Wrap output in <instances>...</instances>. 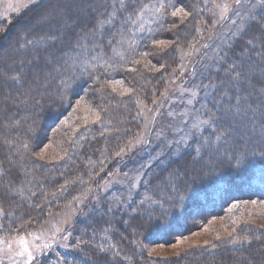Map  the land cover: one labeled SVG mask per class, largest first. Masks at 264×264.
<instances>
[{"label": "trees", "instance_id": "1", "mask_svg": "<svg viewBox=\"0 0 264 264\" xmlns=\"http://www.w3.org/2000/svg\"><path fill=\"white\" fill-rule=\"evenodd\" d=\"M219 1L164 0L160 2L159 22L143 35L134 33V20L142 16L154 0H135V3L123 0V5L119 3L121 0H78V4L70 3L71 0H46L0 24V57L6 64L14 63L10 72L6 65L0 68L3 71L0 89L6 87L3 80L8 77L12 78L13 86L10 88L13 99L10 108L0 111V170L5 171L7 179L0 181V208L5 210L4 220L12 215L16 218L27 215L23 230L30 227L39 230L52 211H60L69 205L79 191L87 193L98 189L105 172L110 174L117 164L110 162L90 169L92 149L98 151L108 144L113 153L132 141L137 129L135 105L127 95L114 98L116 94L102 76V69L109 68L115 54L125 52L130 62L126 65L120 62V79L126 89L137 93L140 104L150 105L162 95L169 76L180 66L181 52L198 44L208 46L213 40V11ZM42 10L50 12L46 15L49 24L34 26ZM177 10L182 11L173 16L172 12ZM63 11L66 12L61 16ZM113 13L119 22L111 28H103L101 25ZM63 24L67 29H62ZM44 26L47 27L44 29ZM84 45L95 50L96 57L99 55L103 61L98 60L97 67L90 73L84 70L70 76L80 70L72 64H82L75 55ZM21 51L29 61L36 57L37 63L29 67L24 61V69H20L16 65L19 64L17 55L5 58L8 53L13 55ZM232 66L243 71L245 78L233 79L235 73L228 71ZM86 74L94 77L85 81ZM205 82L212 93V98L205 103L211 127L198 140L194 139L188 150L150 175L146 189L152 205L134 204L128 210H123L122 205L111 210L93 209V201L89 198L75 223L62 235L61 245L47 249L34 262L264 264V226H255L242 218L240 212L234 211L236 205L264 202V12L252 19L228 45ZM45 84L46 89L43 88ZM66 84L79 85L80 94L76 99L84 96L98 114L99 121H105V125L110 122L108 131L111 132L106 135L101 127L103 130L95 133L94 139L83 137L81 142L73 140L76 135H63L61 144L66 154L62 162L56 164L54 170H44L36 165V159L33 158L31 164L23 159L26 148L23 142L17 140L16 133H10L8 137L1 135L2 127L14 118L15 113L17 120L26 114L32 116V111L18 113L21 107L31 105L39 112L55 113L48 117L50 120L46 125L53 123L51 128H57V123L68 111L67 93L65 95L62 89ZM37 118L34 115L26 122L32 119L36 122ZM27 125L20 130L21 140L29 132ZM120 132L125 133L120 135ZM4 142L11 146L13 143L20 153L14 156L12 151H5ZM75 147L79 150L74 152L71 148ZM24 171L29 181L42 183L41 193L35 196L41 206L45 189H51L53 193L68 189L67 198L56 204H45L42 210L25 202L16 206L17 198L9 196L8 192L11 186L22 182ZM212 218L231 222L224 237L175 257L156 258L145 251L148 245H169L184 239Z\"/></svg>", "mask_w": 264, "mask_h": 264}, {"label": "rangeland", "instance_id": "2", "mask_svg": "<svg viewBox=\"0 0 264 264\" xmlns=\"http://www.w3.org/2000/svg\"><path fill=\"white\" fill-rule=\"evenodd\" d=\"M44 1L46 0H0V24L8 22L14 16ZM71 1L70 3H75L78 0ZM162 1L164 0H154V3L146 9L142 16L134 20L133 30L136 35L148 33L153 26L159 22L160 2ZM225 6L227 10H225ZM65 12L66 11H63V13L61 12V16L64 15ZM263 12L264 0H241L239 4L236 3V0H220L213 11V40L209 41L210 44L208 46H205V44H198L193 46L189 51L181 52L180 66L169 76L166 89L162 95L150 103V105L140 104L138 100L139 97L136 95L137 93L130 92L126 89L122 79H120L118 66L120 62L126 65L130 60L125 56V52L115 54L113 56L114 58L110 61L109 68L107 69L104 67L102 69V71L104 70L102 76L106 78L110 90L114 91L113 93L116 94L114 98L127 95V97H130L131 103L135 105V111H137L136 118L134 119V123L137 125V129L133 134L135 138L125 145L121 144L122 146L119 147L120 149L118 148L119 150L117 149V151L113 153L107 147L108 144H104L98 151L94 148L92 149L88 163L90 169L97 166H106L110 162L117 164L110 174L105 172L106 176L98 189L94 191L90 190L91 192L87 193H83L82 190V192L79 191L74 195L75 200L69 203V205H66L60 211H52L49 214L47 222L39 230L32 229V227L23 230V227L27 225L25 224L27 215H23L24 217L22 216L21 218H16L12 215L6 220H4L5 216H0V239L10 242L17 239L18 236H26L31 245L40 246L39 251H34L36 259L44 255L47 249L58 244L61 245L62 235L75 223L79 214L86 207L89 198L93 201V209L111 210L122 205L121 208L123 210H128L131 209V206L134 204L145 207L151 206L152 202L147 195L146 189V182L150 175H153L157 168L164 167L170 159L188 150L191 142L194 139L198 140V138L211 127L209 125L210 118L207 117L208 115L205 107V103H207L212 96L211 90L209 89L210 87H208V84L205 82L208 74L220 62L221 55L227 49L228 45L244 31L252 19ZM49 13L48 10L40 11L36 18V25L34 26L48 25L49 19L46 15H49ZM55 19L57 18L53 20ZM118 20V16L111 15L109 20L101 26L103 28H111L119 22ZM59 21L61 20L59 19ZM46 27L44 26L43 28L45 29ZM40 29L42 28L40 27ZM62 29H67V25L63 24ZM99 30L98 33L101 35V27H99ZM48 42H50V39H48ZM77 50L78 52L75 57L77 56L76 59L80 60L82 64L80 63L79 66H76V64H72V61H68H70L69 63L72 64L74 68H79L80 73H70V76L81 74L84 70L90 73L94 67H97L98 60L103 61V59H101L102 57H99V55L96 57L95 50H89L86 45L81 48L79 47ZM21 52L22 53L13 55L8 53V55H5V58L6 56L13 57L17 55L16 58L19 64L16 65H18L20 69H24L22 64L24 61L26 62H24L25 65L27 64L29 67L37 63L36 57H33L31 62L27 59V55L23 53V51ZM2 56L4 55L2 54ZM114 59H117V61ZM4 61L5 60L0 57V68L6 65L7 72L13 70L14 63L10 61L11 63H7V65ZM49 62L50 60H47V63ZM94 71L96 72V70ZM2 72L3 71H0V75ZM84 76L86 77L85 81L87 78L90 79L94 77L90 76V74ZM11 79L8 77L3 80L6 87H2V90L0 89V107L2 108H0V111H5V108H10L12 104L11 101L13 99L10 88L13 86L11 85ZM46 86L47 84L43 85V88L46 89ZM78 87L79 85L74 87L73 84H66L63 86L62 89L65 95L67 93L65 98L68 100V111L57 123V128H51L54 126L53 123L48 126L46 125L50 120L48 117L54 116L55 113L39 112L37 109L32 108L33 106L31 105L25 108L21 107L18 113H25L26 110L32 111V116L26 114V117L22 116L17 120L18 114L15 113L11 121L8 120L5 122L2 127L1 135L5 136L6 134L7 136L5 137H8L10 133H16V135H18L17 140L22 141L23 145L26 147L23 150L25 153L22 154L23 159H27L26 161L29 164H31V160L34 158L39 168L54 170L53 167L59 162H62L64 154H66L61 144L62 140L65 138V136H63L65 134L69 136L72 134L73 136L76 135V138L73 140L81 142L83 137H87L89 140L94 139L95 133L103 129L106 131V135L111 132L108 131L110 122L105 125V121H99V119H97L98 114L90 108V104L85 100L84 96L81 97L84 99H76L80 94V91L77 90ZM5 88H7V90ZM17 89L20 90L18 87ZM113 95L114 94L111 96ZM40 98L44 99L42 96ZM189 101H191V103H189ZM24 104H27V102ZM40 108L41 110L44 109L43 106ZM34 115H37V120H40L39 122H35V119L26 122V120L33 118ZM0 118H2V116ZM26 125L29 132L26 133L21 140L20 136L22 135H20V130L23 129V126L25 128ZM101 127H103V129ZM124 133L125 132H120V135H124ZM4 143L5 151H12L13 153L11 152V154L14 156L20 153L13 147V143L12 146L9 142ZM78 148L75 147L71 149L75 152ZM23 177L25 178L22 179V182L15 186H11L12 188L8 192V195L10 194L9 196L17 198L18 201L16 206H22L23 202H25L32 207L36 206L39 210H42L45 204L46 206L48 204H56L67 198L68 189H62L56 193L51 192V189H45L46 193L44 191L43 206H41V202L35 201V196L41 193L42 183L31 182L26 179V171L23 172ZM1 180H7L6 173L3 170H0V181ZM5 188L7 189L8 187L6 186ZM236 206L238 208H235ZM236 206L234 207V211L240 212L242 218L250 220L255 226H264V202H252L242 206ZM231 226L229 220L212 218L204 223L198 231L193 232L184 239H178L176 242L169 245H148L145 246V251L156 258L175 257L186 250L208 245L212 241L218 240V237L219 239L224 237ZM34 236H39L40 239L34 240ZM44 244H48L49 246L44 248ZM0 248L3 249L0 251V264H25L26 257L15 255V251L18 250V245L14 244L13 251L11 252L8 251L7 243L0 245ZM40 262V260L33 261V264H40Z\"/></svg>", "mask_w": 264, "mask_h": 264}, {"label": "snow or ice", "instance_id": "3", "mask_svg": "<svg viewBox=\"0 0 264 264\" xmlns=\"http://www.w3.org/2000/svg\"><path fill=\"white\" fill-rule=\"evenodd\" d=\"M241 2V0H236V3L239 4ZM133 3H135V0H133ZM121 4L123 5V0H121ZM147 7V6H144ZM225 10H227V7L225 6ZM180 11L182 10H177V11H173L172 15L173 16H177L180 14ZM187 13H185L186 15ZM110 15H114L110 14ZM161 44H163L164 42L161 41ZM228 71L230 73L234 72L235 75L232 77L233 79H241V78H245L244 77V73L241 70H237L235 68V66H232L231 68L228 69ZM189 103H191V101H189ZM97 119H99V117H97ZM5 210L0 208V216H4ZM231 235V234H229ZM34 240H39L40 237L39 236H34L33 237ZM219 239V237H218ZM235 242V241H234ZM5 243H7V248L8 251L11 252L13 251V245H18V250L15 251V255L16 256H20V257H26V261L25 264H33V261L35 260V256H34V251H39L40 250V246L38 245H31L29 240L27 239L26 236H18L17 239L12 240L10 242H6L3 239H0V245H4ZM49 245L48 244H44L43 247L47 248ZM3 249L0 248V251H2Z\"/></svg>", "mask_w": 264, "mask_h": 264}]
</instances>
